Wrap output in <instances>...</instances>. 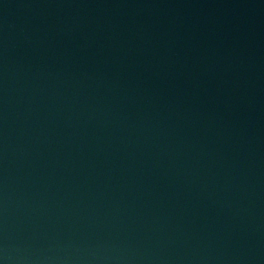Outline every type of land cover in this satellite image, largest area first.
<instances>
[{
	"label": "water",
	"instance_id": "obj_1",
	"mask_svg": "<svg viewBox=\"0 0 264 264\" xmlns=\"http://www.w3.org/2000/svg\"><path fill=\"white\" fill-rule=\"evenodd\" d=\"M0 264H264V0H0Z\"/></svg>",
	"mask_w": 264,
	"mask_h": 264
}]
</instances>
